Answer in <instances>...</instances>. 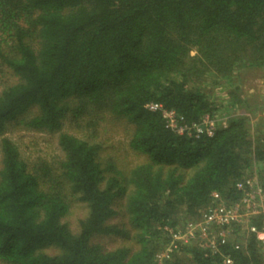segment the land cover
<instances>
[{
  "label": "trees",
  "instance_id": "trees-1",
  "mask_svg": "<svg viewBox=\"0 0 264 264\" xmlns=\"http://www.w3.org/2000/svg\"><path fill=\"white\" fill-rule=\"evenodd\" d=\"M0 68V264H158L166 228L198 219L213 193L238 202L254 166L264 175V123L224 128L218 112L246 103L208 91L264 69V0H0ZM151 103L187 128L209 116L216 133L178 134ZM108 121L131 127L143 160L130 172L96 142ZM16 133L53 136L61 155L29 153ZM73 207L86 211L76 230ZM239 233V249L188 246L168 264H264L256 235Z\"/></svg>",
  "mask_w": 264,
  "mask_h": 264
},
{
  "label": "built area",
  "instance_id": "built-area-1",
  "mask_svg": "<svg viewBox=\"0 0 264 264\" xmlns=\"http://www.w3.org/2000/svg\"><path fill=\"white\" fill-rule=\"evenodd\" d=\"M146 108L152 113L161 112L169 128L178 134L188 131L190 136L199 138L202 135L214 137L216 133V122L209 116H206L201 124L187 128L179 125L175 112L166 111L163 105L151 103ZM236 189L241 193L238 202L229 204L221 194L213 193L211 205L198 219L189 221L184 227L166 228L170 242L158 255V264H168L175 253L188 246H197L217 253L220 246L234 242L236 249H239V243L235 241L236 232H240L242 236L256 235L261 254L264 256V175L260 173L258 166H254L250 176L238 182ZM261 217L263 228L259 230L254 222ZM231 263L229 258L225 260V264Z\"/></svg>",
  "mask_w": 264,
  "mask_h": 264
},
{
  "label": "rangeland",
  "instance_id": "rangeland-1",
  "mask_svg": "<svg viewBox=\"0 0 264 264\" xmlns=\"http://www.w3.org/2000/svg\"><path fill=\"white\" fill-rule=\"evenodd\" d=\"M192 55H195V52ZM8 79H10L9 75L4 73L0 68V92L2 91L3 84ZM212 88L209 87L208 91L214 90L215 93L212 99L218 104H224L225 107L228 106L227 102L231 100L228 93L232 89L233 91L239 89V94L242 95L246 103V106L241 108L240 111H232L225 108L227 112H224V110L218 112L216 121H219V125L227 128L231 119L246 116L250 119L251 131L255 135L259 126L264 123V69H243L235 74L232 85L224 83L222 87L217 89ZM67 127L68 125L66 124L65 128ZM129 129L131 130V127H128L123 122L108 121L102 125L100 134L96 140L97 143H101L103 146V156L114 158L118 167L128 172L142 163L143 160L129 150ZM76 135L82 138L84 134L78 131ZM13 137L16 141L20 137H23L24 143L29 146V153L40 152L43 155V153L51 154L55 151L56 155H61V152L58 150L57 140L53 136L43 133H16ZM258 169L260 172L262 171L259 167ZM85 213L86 211L80 207H73L71 209L69 221L73 230H76L78 218L83 217ZM96 242L100 243L108 251L115 249L121 243L120 240L114 238H101L97 239ZM47 251L50 254L55 253V249L52 248H47Z\"/></svg>",
  "mask_w": 264,
  "mask_h": 264
}]
</instances>
